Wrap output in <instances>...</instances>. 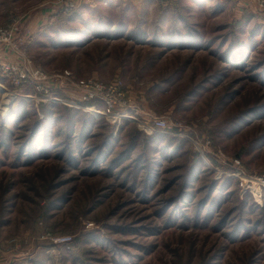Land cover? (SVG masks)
<instances>
[{
	"label": "rangeland",
	"instance_id": "rangeland-1",
	"mask_svg": "<svg viewBox=\"0 0 264 264\" xmlns=\"http://www.w3.org/2000/svg\"><path fill=\"white\" fill-rule=\"evenodd\" d=\"M59 1L0 0V59L59 78H0V264H264V4Z\"/></svg>",
	"mask_w": 264,
	"mask_h": 264
},
{
	"label": "built area",
	"instance_id": "built-area-1",
	"mask_svg": "<svg viewBox=\"0 0 264 264\" xmlns=\"http://www.w3.org/2000/svg\"><path fill=\"white\" fill-rule=\"evenodd\" d=\"M259 1L261 4H264V0ZM59 4H65L66 10L71 11L77 7L78 0H60ZM14 29L15 27L0 28V42L12 43L10 39ZM53 77L54 76L48 75L41 68L30 69V67L25 65L24 67H19L0 59V78L7 79L8 81L10 80L14 85H23L26 83H33V85H57L59 78L53 79ZM81 85H83L82 89L85 92V94L82 93V98L97 101L96 103H98V105L103 104L105 112L107 113L115 112L119 110L121 106L126 107V105H129L126 100V84L120 79L114 80L108 84L89 79L83 81ZM40 88L44 89L42 87ZM45 90L47 89L45 88ZM129 108L132 107L129 106ZM154 121L159 128L171 127L169 120L164 117H154ZM256 180H258L259 183L261 182V185L264 186V177H257ZM71 240V237L63 236L60 242L68 243Z\"/></svg>",
	"mask_w": 264,
	"mask_h": 264
},
{
	"label": "crops",
	"instance_id": "crops-1",
	"mask_svg": "<svg viewBox=\"0 0 264 264\" xmlns=\"http://www.w3.org/2000/svg\"><path fill=\"white\" fill-rule=\"evenodd\" d=\"M80 2H81L82 10L85 12V11H88L87 10L88 8L92 7L93 0H82ZM35 37H36V35L34 36V38Z\"/></svg>",
	"mask_w": 264,
	"mask_h": 264
},
{
	"label": "trees",
	"instance_id": "trees-1",
	"mask_svg": "<svg viewBox=\"0 0 264 264\" xmlns=\"http://www.w3.org/2000/svg\"><path fill=\"white\" fill-rule=\"evenodd\" d=\"M95 30H97V31H98V30H102V29L96 28ZM101 35H102V34H101ZM101 35H98V36H101Z\"/></svg>",
	"mask_w": 264,
	"mask_h": 264
}]
</instances>
